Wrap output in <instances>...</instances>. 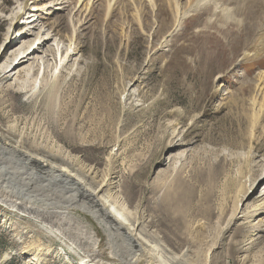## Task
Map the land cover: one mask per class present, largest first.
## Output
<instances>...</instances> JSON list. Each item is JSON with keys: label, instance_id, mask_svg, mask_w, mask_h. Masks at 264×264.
Instances as JSON below:
<instances>
[{"label": "rangeland", "instance_id": "rangeland-1", "mask_svg": "<svg viewBox=\"0 0 264 264\" xmlns=\"http://www.w3.org/2000/svg\"><path fill=\"white\" fill-rule=\"evenodd\" d=\"M110 1L112 9L102 0L78 16L82 25L70 42L66 15L38 17L24 9L25 0H0V66H11V53L25 43L35 49L0 81V112L21 116L27 145L44 144L100 169L111 155L119 173L133 171V199L142 190L137 180L156 185L147 196L170 194L171 210L189 213L172 223L184 228L187 220L210 264H264V111L257 121L252 103L264 104V51L239 59L254 32L248 38L235 26L211 25L205 10L175 30L165 0ZM172 138L176 145L167 146ZM4 203L0 264H84L59 232ZM199 219L205 226L197 231Z\"/></svg>", "mask_w": 264, "mask_h": 264}, {"label": "bare ground", "instance_id": "bare-ground-1", "mask_svg": "<svg viewBox=\"0 0 264 264\" xmlns=\"http://www.w3.org/2000/svg\"><path fill=\"white\" fill-rule=\"evenodd\" d=\"M40 1L42 0H25L24 9H32L39 15L38 17H41V13L51 16L56 13L66 15L72 30L66 38L70 42H76L75 36L81 24L79 15H87L96 3L102 0H45L42 3ZM106 1L109 6L112 4L110 0ZM145 1L148 4L154 2ZM165 1L173 9L175 30L181 27L186 17L205 10L207 21L211 25L216 23L217 27L222 29L235 26L236 30H239V33L243 32V36L246 37L254 32L250 37L252 39L250 44L243 46L239 59L250 56L256 58L260 51H264V42H259L264 37V8L261 12L258 11L264 7L261 5H264V0ZM110 7L112 9V6ZM250 7H254L257 13H252ZM250 16L255 20L253 26L247 24ZM47 19H50V16ZM73 46L77 49L78 43ZM34 50L33 43H25L19 49H15L11 53L13 56L11 66H0L2 73L0 81L8 80L13 68L20 62L28 60ZM58 55L62 61L63 53L61 58L60 53ZM36 67L38 62L29 68H22L19 73L26 74ZM261 72L259 73L263 85L257 88L264 92V72ZM5 102V99H0L1 106ZM254 102V115H258L255 119L259 121L264 104L258 105L255 100L252 103ZM1 109L3 110V106ZM2 119L5 120V124ZM20 120L21 116L11 119L10 113L0 112V200L15 210L34 216L38 222H44L47 229L59 232L61 237L66 238L69 247L82 254L84 264H210L207 256L209 252L201 258L199 240L190 236L192 230H188L187 220L183 222L184 228L172 223L174 215L178 214L187 219L189 213L182 206L176 211L171 210L170 194L160 197L147 196V189L153 188L154 185L142 184L137 180L143 186H140L142 190L134 200L129 194V183L135 177L132 175L133 171L125 169L119 173L116 166H113L111 155L107 156L104 169H100L96 164H86L79 156L74 157L71 153L47 148L44 144L39 145L40 143L32 141L27 145L26 135L18 129ZM172 123L168 122V128ZM66 133L69 134L67 131ZM173 138L168 140L167 146L176 145ZM187 200L188 196L185 197V201ZM74 210L80 213L83 220L73 213ZM232 215V219L238 217L236 213ZM157 224L159 226L156 229L152 228ZM204 226V221L199 219L195 230L200 231ZM165 242L171 244L173 249Z\"/></svg>", "mask_w": 264, "mask_h": 264}]
</instances>
